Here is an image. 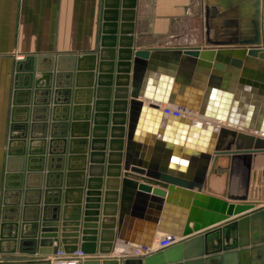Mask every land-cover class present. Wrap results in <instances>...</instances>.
<instances>
[{"label":"water","instance_id":"water-1","mask_svg":"<svg viewBox=\"0 0 264 264\" xmlns=\"http://www.w3.org/2000/svg\"><path fill=\"white\" fill-rule=\"evenodd\" d=\"M136 1L104 0L96 53L16 62L0 244L42 257L79 250L82 264H264V0H203L200 45L165 49L134 48ZM139 128L160 137L152 158L134 141ZM223 176L222 192L209 187ZM173 192L188 197L186 217L164 213ZM146 211L144 229L128 226ZM155 231L180 242L111 257L115 239L150 247Z\"/></svg>","mask_w":264,"mask_h":264},{"label":"crops","instance_id":"crops-1","mask_svg":"<svg viewBox=\"0 0 264 264\" xmlns=\"http://www.w3.org/2000/svg\"><path fill=\"white\" fill-rule=\"evenodd\" d=\"M103 4L104 0H0V229L8 163L9 160L12 163V159H15L12 156L14 147L10 146L11 149L9 147L15 64L26 56L72 55L78 58L96 53L99 48L103 23ZM133 36L137 49H165L200 45L203 40V0H137ZM63 63L69 66L70 60H64ZM241 91L246 94V96H242L243 99H250L251 92H246L244 89ZM138 101H142L146 107H149V101L142 98H138ZM146 111L145 115L148 114L146 118L149 125L154 124L151 112ZM206 121L209 120L206 119ZM212 123L215 125V122ZM219 125L246 134H254L252 131L226 122ZM163 126L164 120L162 119L156 128ZM159 139L157 133L154 136L144 134V132H140V128L134 136L136 144L146 146L149 158L153 157L154 146ZM9 152H12L11 156H9ZM179 165L180 163L177 164V167H180ZM235 177L232 180L234 184L230 191L232 193L239 190L241 183V178ZM223 183L224 176L220 179L211 177L209 187L222 192ZM164 206H166L164 213L167 215L172 211L177 216L183 214L186 217L188 197L173 192L169 197H166ZM144 216L143 219L129 217L128 226L144 229L148 225L145 220L148 211L144 212ZM192 226L193 224L190 223L189 227L192 228ZM162 236L163 234L155 231L151 254L160 251L156 248ZM56 246L57 243L54 242L53 248ZM96 246H98V242ZM123 246L122 242L115 239L111 255L115 249H120ZM11 250L12 244L4 242L0 244V264H48V256L11 253ZM127 259L136 258H121L122 262Z\"/></svg>","mask_w":264,"mask_h":264},{"label":"built area","instance_id":"built-area-1","mask_svg":"<svg viewBox=\"0 0 264 264\" xmlns=\"http://www.w3.org/2000/svg\"><path fill=\"white\" fill-rule=\"evenodd\" d=\"M160 110L166 115H174L183 119H188L191 122H204L209 123L210 121H205L206 118L199 115L198 112L189 110L187 108H181L172 104H163L160 107ZM163 234L162 238L158 242V247L156 249L163 250L170 246L176 244L179 239L176 237L170 236L168 234ZM153 248L142 247L139 245H124L120 249H115L112 257L117 258H144L152 253ZM85 259V255L77 250L73 253H65L62 250H56L51 255L47 257L48 264H82V261Z\"/></svg>","mask_w":264,"mask_h":264},{"label":"bare ground","instance_id":"bare-ground-1","mask_svg":"<svg viewBox=\"0 0 264 264\" xmlns=\"http://www.w3.org/2000/svg\"><path fill=\"white\" fill-rule=\"evenodd\" d=\"M206 121V120H205ZM262 198L264 199V190L262 192ZM151 248H152V244H151Z\"/></svg>","mask_w":264,"mask_h":264},{"label":"rangeland","instance_id":"rangeland-1","mask_svg":"<svg viewBox=\"0 0 264 264\" xmlns=\"http://www.w3.org/2000/svg\"><path fill=\"white\" fill-rule=\"evenodd\" d=\"M133 39H134V36H133ZM133 46H134L135 49H137V46L134 44V42H133ZM178 242H179V241H178Z\"/></svg>","mask_w":264,"mask_h":264}]
</instances>
